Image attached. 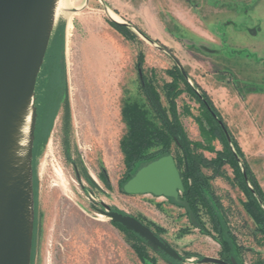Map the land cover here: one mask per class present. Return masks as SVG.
<instances>
[{
  "label": "rangeland",
  "instance_id": "374dc122",
  "mask_svg": "<svg viewBox=\"0 0 264 264\" xmlns=\"http://www.w3.org/2000/svg\"><path fill=\"white\" fill-rule=\"evenodd\" d=\"M64 4L57 9L50 40L52 46L62 34L64 80L56 96L46 93L52 95L56 109L33 160L31 264H212L197 261L219 257L225 250L223 239L240 264H264V230L247 210L240 174L229 163L215 164L225 144L209 131L207 113L193 93L201 94V88L212 100L228 129L227 143L235 151L232 140H236L244 154L248 176L242 172L250 188L253 182L259 187L261 197L254 196L264 210V0H65ZM108 12L126 28L110 24ZM47 63L46 56L41 70ZM179 66L191 87L181 81ZM41 70L36 95L45 75ZM171 82L175 89L168 91L166 84ZM145 84L154 87L164 107L175 104L192 153L204 160L199 167L219 217L206 200L191 197L205 233L189 223L185 209L175 201L152 194L128 195L119 189L131 171L162 151L182 158L174 143L166 147L160 141L162 128L145 96ZM135 110L144 122L148 146L130 166L126 152ZM100 202L141 221L183 261L155 252L120 230L91 207ZM218 219L223 235L216 228Z\"/></svg>",
  "mask_w": 264,
  "mask_h": 264
},
{
  "label": "water",
  "instance_id": "95a60500",
  "mask_svg": "<svg viewBox=\"0 0 264 264\" xmlns=\"http://www.w3.org/2000/svg\"><path fill=\"white\" fill-rule=\"evenodd\" d=\"M58 4L59 0H0V264H31L35 219L33 147L38 116L35 86L50 45ZM122 189L128 195L173 198L185 209L189 223L199 228L188 202L179 198L183 184L172 155L140 167ZM102 206L104 209H97L100 214L138 235L153 251L174 261L183 259L135 217L111 210L104 203ZM231 261L236 264L234 258ZM197 262L227 264L210 256Z\"/></svg>",
  "mask_w": 264,
  "mask_h": 264
},
{
  "label": "trees",
  "instance_id": "16d2710c",
  "mask_svg": "<svg viewBox=\"0 0 264 264\" xmlns=\"http://www.w3.org/2000/svg\"><path fill=\"white\" fill-rule=\"evenodd\" d=\"M109 23L115 27H118V28H122V29L126 28V24L115 23V22L110 21V20H109ZM122 32L124 33V35L127 34L129 37L130 36L136 37V34L134 32H132L131 30H126V31L123 30ZM139 32L143 36L148 38V36L144 32H142L141 30H139ZM55 47L58 50L57 54L59 55L57 57V63H56L57 80H59V82L63 83V80H64V60H63L64 45H63L61 33L58 34L55 43L52 46H50V49H51L50 51L54 50ZM142 63H143V60H142V57L140 56L139 60H138V64L141 65ZM176 65H178V64H176ZM178 69H180V72L178 71V73L181 76V81H183L185 86L187 83V85H188L187 87H191L188 84L187 78L183 74L180 66ZM145 85H146V87L144 88L145 96L148 100V103H149L152 111L157 116L158 121H159L161 128H162V130L158 134L160 136L159 137L160 141H162L166 145V147L169 145V143H171V142L174 143L175 147L179 151H181V154H182V158H180L179 156L173 157L175 164L177 166V169L180 173V176L182 179V184H183V191L180 194L179 198L184 199L188 202L189 207L193 211L195 218H196L197 222L199 223V228L201 229V232L205 233V231L202 229V224H201L199 217L197 215V210H196L195 206L193 205L194 203H193V201H191L192 196H200L201 198L206 200L207 204L209 205L211 213H213L215 217H218L217 214H215V212H214V204H211V202L208 199V196H207L208 186L206 185L205 178L203 177V174L201 173V170L199 167L201 164H203L204 160L201 157V155L195 154L194 152L192 153V150H191L192 147H190L191 143L186 138L183 127L179 122V118H178L176 110H175V108H176L175 104L174 103L171 105L169 104L168 108L164 107L159 102V98L157 96H155L156 94H154L155 93V91L153 89L154 87L153 86L150 87L149 84H145ZM176 87H178V85ZM166 88L168 91H172L175 89L174 84L172 82L166 84ZM198 88H199V86H198ZM199 89L201 90V94H198L194 90H193V93L202 102L204 111L207 113V117H208L207 122H208V126L210 129L209 131H211L213 133L214 137L221 140L225 144V148L221 152L218 153V159H216L217 162H216V160L214 162L217 166L222 165L223 162L229 163L233 166L235 171H237V173L240 174V181L242 182L243 189L246 191V193L248 195V202L246 204L247 210L249 212H251V214L254 216V218L258 221V223L261 225L262 229L264 230V210L260 206V203L257 200L258 198L256 199L254 196V194H256L258 197H261L262 193H261L259 187L257 186V184H255L254 182H253V184H254L253 188H250L247 185L248 180L246 181L244 173L242 172V171H246L245 173L248 176V171H247L248 164L244 160V154L240 150L239 146L237 145L236 140H232L234 143V146H235V151H233L231 149V147L229 146V144L226 141L227 138H226L225 133L223 131V128L220 124V122H221L222 125H224L225 129L228 131L224 121L222 120L221 116L219 115V112L217 111V109L213 105L210 97L206 94V92L204 90H202L201 88H199ZM178 93H179V91H178ZM36 106H37V114H38L39 108H38V104H37V98H36ZM54 112H55L54 108L52 109V107H51L48 114L46 112H44L45 115L44 114L42 115L43 119H45V122L42 125V131L40 132L39 136H36L37 134H36V130H35V140H34V147H33V160H35V155H36V153H38L40 145L42 144V142L47 137V134H48L50 127H51V122H52ZM137 114H138V112L136 111L134 114L133 124L131 125V127H132L131 134H130V137L128 138L129 143L127 144V152H126L127 153L126 154L127 162L126 163L130 164V166L136 160H138L139 158H142V152L148 146L147 133L145 132V130L143 128L144 122L142 121V119L138 120L139 116ZM36 127H37V124H36ZM234 146H233V148H234ZM168 154H170L168 151L167 152L162 151L160 155H157L156 157H152L149 161H146L145 163L138 166L134 171H131L123 179V181H121L119 183L120 191L122 193L126 194L122 189L123 184L130 177H132L134 175V173L140 167L146 165L147 163H149V162H151V161H153V160H155L161 156L168 155ZM240 162H241V164H243V166H242L243 168L241 166H239ZM212 164H213V162H212ZM181 165L183 166V168L181 167ZM100 177H101L102 182L109 187L110 184H109V181L106 177V174L104 172H101ZM188 180H191V184H189ZM34 190H35V186H34ZM169 199L175 201L173 198H169ZM176 203H178V202H176ZM178 204H180V203H178ZM216 207L219 209L220 204H218ZM113 224H115L120 230H123L129 234L136 236L144 244H146L142 238H140L135 233L126 230L119 223H113ZM218 224H219V227H216L217 230H219L218 234L223 235L222 227L220 228V226H222L220 223V220H219ZM220 243L223 244L225 250L230 251L231 247H230L228 241L223 239V241H221ZM162 255H164V254H162ZM164 256H166V255H164Z\"/></svg>",
  "mask_w": 264,
  "mask_h": 264
},
{
  "label": "flooded vegetation",
  "instance_id": "af4514ba",
  "mask_svg": "<svg viewBox=\"0 0 264 264\" xmlns=\"http://www.w3.org/2000/svg\"><path fill=\"white\" fill-rule=\"evenodd\" d=\"M48 49H50V45H49V48ZM50 50H49V53H48V51L46 53L47 59H49V63H47L45 65V67H44L45 69L41 70V73L42 74L45 71V75H44V79L41 80L42 82H40L39 93H37V96H36V98H37V104H38V108H39V112H38V116H37V127H36V134L37 135L36 136H39L40 132L42 131V115L43 114L45 115V113H44L45 110H46V113L48 114L47 111H50V109H51V108L46 109V102L47 103L49 102V106L52 107V109L53 108H54V110L56 109V104H55V106H52V104H53V102H52L53 101L52 100V95L49 98V95H47V94L53 93L56 96V91L60 87H62L61 86L62 83L59 82V80H57V67H56V63H57V57L59 56L57 54L58 53V50L56 49V47L54 48V50H52V51H50ZM51 65L53 67L50 70V66ZM48 80H49V85L46 86V83H47ZM56 88H58V89L56 90ZM47 89L48 90L50 89V92ZM45 96L47 97V99H46ZM35 157H36V155H35ZM76 177L79 178V172L77 170H76ZM102 203L103 202H100L99 206H97V205H95L93 203V204H91V207L93 209H95L96 211H97L98 208L104 209V207L102 206ZM111 210H112V208H111ZM216 258L223 259L227 264H232L231 258H234L235 263L236 264H240L239 258L235 256L234 252H231V251H228V250L222 251L221 254H220V256L219 257H216ZM182 261H183V259L181 261H178V262H182ZM169 262H170V264H174L172 261H169Z\"/></svg>",
  "mask_w": 264,
  "mask_h": 264
},
{
  "label": "bare ground",
  "instance_id": "6f19581e",
  "mask_svg": "<svg viewBox=\"0 0 264 264\" xmlns=\"http://www.w3.org/2000/svg\"><path fill=\"white\" fill-rule=\"evenodd\" d=\"M64 2H65V0H59L58 8L61 7L62 5L65 6ZM62 7H63V6H62ZM59 11H60V10H59ZM108 15H109V17H111L112 19L118 21L117 17H116L113 13L108 12ZM118 22H119V21H118ZM95 61H96V60H95ZM98 62H99V61H98ZM96 82H97V81H96ZM101 83H102V82H101ZM93 87H94V86H93ZM25 130H26V128H25Z\"/></svg>",
  "mask_w": 264,
  "mask_h": 264
},
{
  "label": "crops",
  "instance_id": "0c3cea01",
  "mask_svg": "<svg viewBox=\"0 0 264 264\" xmlns=\"http://www.w3.org/2000/svg\"><path fill=\"white\" fill-rule=\"evenodd\" d=\"M108 2V0H106Z\"/></svg>",
  "mask_w": 264,
  "mask_h": 264
}]
</instances>
